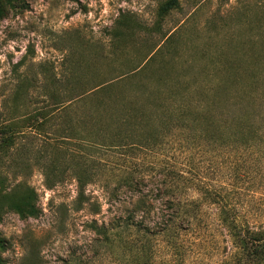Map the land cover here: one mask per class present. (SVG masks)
I'll return each mask as SVG.
<instances>
[{
	"label": "rangeland",
	"instance_id": "obj_1",
	"mask_svg": "<svg viewBox=\"0 0 264 264\" xmlns=\"http://www.w3.org/2000/svg\"><path fill=\"white\" fill-rule=\"evenodd\" d=\"M165 1L18 0V10L0 19V129L17 125L12 154L0 157V165L11 179L25 180L37 190L41 209L39 216L26 219L13 211L4 214L0 230L10 241L4 253L7 264H215L227 255L231 241L217 217L218 207L204 200L195 207L193 227L158 234L128 222L133 220V191L123 182L129 173L133 176V146L100 150L101 161L92 165L96 180L86 186L82 203L75 176L66 174L50 188L35 165L50 154L56 128L74 117L71 110H54L57 99L66 104L70 92L51 94L56 78L69 79L65 73L73 55L89 59L90 79L102 81L120 77L161 49L164 70L186 74L190 83H206L199 74L204 68L224 64V57L246 58L252 41L259 47L264 38V0H179L177 8L161 17ZM119 29L124 34L118 35ZM160 62L150 66L147 77L162 74L157 73ZM134 84L133 78L125 80L114 91L131 96ZM17 89L20 95H15ZM235 95L221 100L223 110L238 115L248 111L261 122L264 92L252 97L240 88ZM41 121L45 124L39 129ZM63 146L76 162L82 159L81 148ZM69 156L68 151L61 159ZM176 156L169 163L181 170L182 186L195 198L192 187L198 183H231L224 166L230 159L223 151L195 148ZM164 160L146 157L139 170L161 179ZM27 162L30 168H18ZM262 194L256 193L247 209L264 218ZM161 216L156 208L146 224L153 226Z\"/></svg>",
	"mask_w": 264,
	"mask_h": 264
},
{
	"label": "trees",
	"instance_id": "obj_2",
	"mask_svg": "<svg viewBox=\"0 0 264 264\" xmlns=\"http://www.w3.org/2000/svg\"><path fill=\"white\" fill-rule=\"evenodd\" d=\"M178 6L179 0H166L160 8L161 17ZM18 7V0H0V19L16 12ZM123 32L124 29L117 31L118 35ZM254 42L249 45L248 57H224V64L204 68L199 74L208 79L206 83H190L186 74L164 70L161 49L152 51L143 64L120 77L102 81L90 79L89 59L82 54L73 55L65 73L69 79L56 78L51 94L56 97L70 92L67 103L57 99L54 110L69 114L71 110L74 117L66 119L65 126L56 128L50 154L40 156L35 163L41 168L46 185L52 188L63 181L66 174H72L82 203L83 198H87L86 186L96 180L92 165L101 161L98 159L100 150L133 146V176L129 173L123 182L133 191V220L129 219V223L158 234L193 227L197 221L195 207L204 200L217 205V217L231 241L227 255L215 264H264V218L250 214L247 209L256 193L264 195V115L259 116L260 122L257 115L248 111L229 114L223 110L221 102L235 98L240 88L252 97L263 94L264 38L259 47ZM156 61H161L157 73L162 74L147 77L152 70L147 71ZM85 77L89 79L83 80ZM132 78L136 82L133 95L115 93L116 85ZM20 92L17 89L15 95ZM242 105L247 108L243 102ZM44 124L41 121L38 128ZM16 129L14 123L0 129L1 158L12 154ZM64 143L81 148L82 159L76 162L73 152L64 147ZM207 147L223 151L229 157L230 162L224 166L231 172L232 180L218 187L198 183L192 187L197 190L195 198L182 186L181 178L185 177L181 170L169 162H176L171 159L178 158V153ZM68 151L70 159L64 161L61 157ZM146 157L165 158L167 165L161 171V179L139 170ZM80 162L86 164L83 166ZM3 166L0 165V223L8 211L23 219L39 216L37 190L25 180L11 179L1 169ZM30 167L31 163L27 162L18 168L24 171ZM240 174L247 177L245 181L239 179ZM150 183L155 186L147 188ZM158 202L162 206L157 205ZM156 208L162 211L161 220L149 226L146 216ZM138 213L142 214L139 220L136 219ZM9 247V239L0 230V264H7L4 253Z\"/></svg>",
	"mask_w": 264,
	"mask_h": 264
}]
</instances>
